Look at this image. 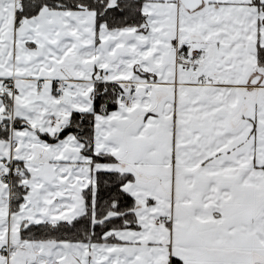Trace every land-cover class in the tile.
Wrapping results in <instances>:
<instances>
[{
  "label": "snow or ice",
  "instance_id": "6c2138e0",
  "mask_svg": "<svg viewBox=\"0 0 264 264\" xmlns=\"http://www.w3.org/2000/svg\"><path fill=\"white\" fill-rule=\"evenodd\" d=\"M0 264H264V0H0Z\"/></svg>",
  "mask_w": 264,
  "mask_h": 264
}]
</instances>
